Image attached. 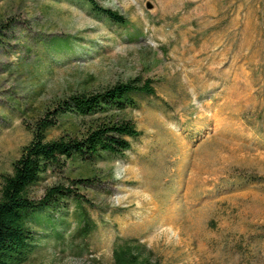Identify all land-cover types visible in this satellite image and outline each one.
<instances>
[{
	"label": "rangeland",
	"instance_id": "rangeland-1",
	"mask_svg": "<svg viewBox=\"0 0 264 264\" xmlns=\"http://www.w3.org/2000/svg\"><path fill=\"white\" fill-rule=\"evenodd\" d=\"M99 4L124 20L87 0H0V174L54 100L155 87L120 114L141 132L124 154L68 159L30 187L77 194L32 222L24 264H113L126 241L158 264H264V0ZM79 124L64 114L47 137Z\"/></svg>",
	"mask_w": 264,
	"mask_h": 264
},
{
	"label": "trees",
	"instance_id": "trees-1",
	"mask_svg": "<svg viewBox=\"0 0 264 264\" xmlns=\"http://www.w3.org/2000/svg\"><path fill=\"white\" fill-rule=\"evenodd\" d=\"M87 1L94 11L112 22L124 20L117 11L100 5V0ZM154 93L153 81L140 76L94 91L74 90L46 106L32 122L24 123L31 138L21 146L10 172L0 174V264H24L35 239L32 222L38 221L42 211L53 210L63 199L77 194L70 187L56 183L35 199L29 194L30 187L48 170L63 169L68 159L91 160L102 153L124 154L131 146L130 139L141 132L132 119L120 114L136 106L133 94ZM67 113L80 118L79 126L48 138V131ZM91 180V177L70 179L72 184ZM88 229L86 222L81 231L85 233ZM112 256L113 264H158L149 257H142L141 247L128 241L117 243Z\"/></svg>",
	"mask_w": 264,
	"mask_h": 264
}]
</instances>
